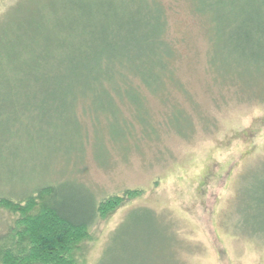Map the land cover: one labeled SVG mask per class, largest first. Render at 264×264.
Returning <instances> with one entry per match:
<instances>
[{
    "label": "rangeland",
    "instance_id": "obj_1",
    "mask_svg": "<svg viewBox=\"0 0 264 264\" xmlns=\"http://www.w3.org/2000/svg\"><path fill=\"white\" fill-rule=\"evenodd\" d=\"M15 2L0 0V16ZM162 2L173 82L157 92H97L20 117L9 137L0 131V192L52 183L85 199L122 198L80 235L76 264H95L111 244L128 264H264V224L250 210L264 180V66L227 58L186 0ZM16 19L0 24V34ZM237 65L253 80L223 76ZM21 207L0 205V235L11 218L22 229L36 208ZM22 255L17 264H51Z\"/></svg>",
    "mask_w": 264,
    "mask_h": 264
},
{
    "label": "trees",
    "instance_id": "obj_2",
    "mask_svg": "<svg viewBox=\"0 0 264 264\" xmlns=\"http://www.w3.org/2000/svg\"><path fill=\"white\" fill-rule=\"evenodd\" d=\"M186 1L212 37L223 41L227 58L264 66V0ZM167 12L162 0H17L0 16V24L17 18L0 34V131L9 137L20 117H33L48 106L84 103L97 92L165 90L174 79L175 56ZM236 67L221 72L253 80V74L240 76L243 65ZM255 186L250 210L260 228L264 180ZM121 199H85L66 184L52 183L17 195L0 192V205L36 207L25 215L22 229L18 219L6 223L0 264H17L22 253L29 261L76 264L72 250L80 235ZM114 262L128 264L111 244L95 264Z\"/></svg>",
    "mask_w": 264,
    "mask_h": 264
}]
</instances>
